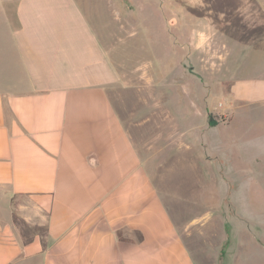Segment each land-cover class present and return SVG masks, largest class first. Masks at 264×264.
Masks as SVG:
<instances>
[{
    "label": "crops",
    "instance_id": "1",
    "mask_svg": "<svg viewBox=\"0 0 264 264\" xmlns=\"http://www.w3.org/2000/svg\"><path fill=\"white\" fill-rule=\"evenodd\" d=\"M228 17L249 76L264 60V0ZM121 20L118 0H0V264H195L153 181V131L179 155L201 125L115 107L110 92L137 74L138 28Z\"/></svg>",
    "mask_w": 264,
    "mask_h": 264
},
{
    "label": "rangeland",
    "instance_id": "2",
    "mask_svg": "<svg viewBox=\"0 0 264 264\" xmlns=\"http://www.w3.org/2000/svg\"><path fill=\"white\" fill-rule=\"evenodd\" d=\"M243 1L131 0L134 23L129 0H118L122 26L138 28L127 46L137 74L130 89L110 92L113 104L170 109L172 125H201L186 130L191 148L179 155H166L153 131V181L195 264H264V60L243 75L241 52L232 51L243 39L241 20L235 32L228 26Z\"/></svg>",
    "mask_w": 264,
    "mask_h": 264
},
{
    "label": "trees",
    "instance_id": "3",
    "mask_svg": "<svg viewBox=\"0 0 264 264\" xmlns=\"http://www.w3.org/2000/svg\"><path fill=\"white\" fill-rule=\"evenodd\" d=\"M209 123L212 124V119L211 118H209Z\"/></svg>",
    "mask_w": 264,
    "mask_h": 264
}]
</instances>
